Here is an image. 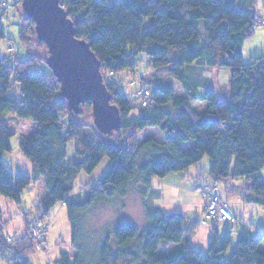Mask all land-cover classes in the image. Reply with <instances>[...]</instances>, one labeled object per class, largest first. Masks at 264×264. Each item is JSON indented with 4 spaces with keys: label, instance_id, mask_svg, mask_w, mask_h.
<instances>
[{
    "label": "trees",
    "instance_id": "obj_1",
    "mask_svg": "<svg viewBox=\"0 0 264 264\" xmlns=\"http://www.w3.org/2000/svg\"><path fill=\"white\" fill-rule=\"evenodd\" d=\"M9 1L0 0V6L8 8ZM61 1L75 23L77 36L88 41L109 74L165 68L180 84L183 94L162 82L153 89L142 77L139 84L152 94V99L144 105L141 98L140 113L135 115L119 82L104 78L112 103L122 115L120 129L111 135L130 133V141H136L139 132L156 127L169 136L165 140L149 137L133 147L106 142L98 135L99 139L89 140L87 125L69 109L54 74L53 80H47L30 65L16 68L23 96L19 100L12 93L13 72L6 65L7 57L0 55V198L21 203L22 193L33 178H42L49 195L39 205L42 214L48 215L59 202L67 207L77 255L73 258L69 251L62 252L56 264L89 263L80 245L82 213L104 202L125 198L132 186L145 196L156 193L154 177L186 172L206 156L211 159L209 175L220 205L229 208L220 195L221 182L237 178L242 179V186L229 185L230 194L244 192L246 202L264 205V55L250 63L243 60L245 41L263 26L260 21L264 19L256 11L258 0ZM147 18H151L149 24ZM202 20L204 30L199 27ZM6 37L0 20V39ZM19 40L23 45L45 44L37 38L35 23L27 15ZM198 68L231 70L230 88L226 86L224 100L213 87L206 88L202 79L193 77ZM195 102L206 103V107L199 111ZM12 106L16 116L38 124V130L20 143L32 162L33 176L15 175L4 164V155L12 150L13 133L2 116ZM82 108L93 111L91 102L80 108V115ZM64 116L67 121L62 119ZM71 141L76 142L75 158L68 157ZM105 158L110 161V169L99 185L85 194L74 195L79 174L94 173ZM146 219L144 234L134 224L117 223L113 239L107 236L100 244L96 264H264V231L252 237L249 228L242 224L237 246L229 256L233 245L230 231L222 240L218 235L212 239L205 255L183 243L185 215L148 208ZM208 224L210 221L203 225ZM31 228L32 223L29 231ZM7 237L0 239V250L3 243L11 244L17 252L10 257L11 264H28L24 251L32 248L31 242H38L29 232L21 237L11 236L12 241ZM164 242L176 246L160 254Z\"/></svg>",
    "mask_w": 264,
    "mask_h": 264
},
{
    "label": "rangeland",
    "instance_id": "obj_2",
    "mask_svg": "<svg viewBox=\"0 0 264 264\" xmlns=\"http://www.w3.org/2000/svg\"><path fill=\"white\" fill-rule=\"evenodd\" d=\"M10 6H0L1 21L6 29V38L0 39V55L7 57L5 59L6 65L13 72V87L12 93L22 99L21 85L17 82V75L14 71L16 68H22L30 65L32 69L39 71L47 80H53L52 70L46 63L48 57L47 46L41 42H32L28 45H23L19 40V32L23 27L26 19V14L22 7V0H10ZM264 0H258L256 4V11L259 16L264 19L263 11ZM151 18H147L146 22L149 24ZM263 22V21H262ZM204 21L199 22V27L204 30ZM263 26L258 27L255 33L249 37L243 47V60L245 63H250L253 58L264 55V23ZM142 57V56H141ZM146 58V55L143 56ZM22 60V61H21ZM21 61V62H19ZM141 61V60H140ZM141 64L138 67L140 70ZM145 81L155 88L156 84L162 82L173 86L178 90L179 94H183V90L178 82L168 75L165 68H144ZM142 71L136 73L122 72L118 76H113L108 73L105 68H102L104 78L112 81H118L120 89L127 94L131 101V106L134 109V114L140 113L139 90L141 84L134 82L140 77ZM231 70L229 68H198L193 77L202 79L206 88L213 87L217 91L218 97L224 100L227 96L226 86L230 88ZM194 107L202 111L206 107V103L195 102ZM75 118L83 120L87 125L86 136L89 140L103 139L109 143H121L133 147L134 143H141L149 137L158 140H165L169 133L162 131L156 127H149L137 134V140L130 141V133L119 134H100L93 122L92 111L82 108V114L75 115ZM67 121V117H63ZM2 121L10 128L13 133L10 143L12 150L4 155V164L6 168L13 174H23L26 176H33L34 170L31 160L22 151L20 143L23 138L30 136L38 130V124L29 118H20L16 116L14 107L6 110L2 116ZM97 135L99 136L97 138ZM135 140V139H134ZM68 157H76V142L71 141L68 144ZM211 167V159L206 156L199 164L190 168V173L197 172L196 177L204 182L203 179L209 174ZM110 169V161L105 158L97 169L92 174L81 172L77 178L74 195L85 194L87 190L99 185L101 179L106 175ZM261 174L264 176V169ZM175 174L168 175L167 178L154 177L153 190L159 191L145 196L142 192L132 186L125 198H116L112 201H107L96 205L90 210L80 215L81 224V241L84 253L83 256L89 262L88 264H96L99 254L100 244L109 236L113 239L114 227L119 222H129L138 227L140 234H144L148 222L146 219L147 209L156 210L161 209L166 214L181 213L183 215L192 214L196 220L204 217L202 209L205 204V196L208 195L214 186L207 187L204 192L194 186L191 189L181 190L178 183L174 181ZM242 179L226 180L221 182L220 195L225 202H229L230 210L235 215V222H215L203 225L198 221V228L194 234L193 243L197 251L207 255L209 245L212 239L216 238L220 232V240H222L227 232H232L233 245L231 246L229 256L237 246L238 239L241 235V225L249 228L252 237H256L259 233L264 231V205L248 203L244 199V192L237 194H230L227 190L229 185L234 184L235 187L242 186ZM245 187V185H243ZM204 189V188H203ZM233 193V192H232ZM48 192L44 180L42 178H33L31 184L22 193L21 203H17L7 197L0 198V239L11 235L13 237H21L29 232H33V227L30 229V224L34 223L42 230L41 234H45V241L42 239L37 244L31 242L32 248L24 251L27 254L26 260L28 264H56L60 259L62 252H70L73 258L77 255V251L72 245V226L68 216L67 207L59 202L50 213L44 216L39 208L41 202L48 198ZM28 221V226L26 222ZM238 223V224H235ZM235 224V225H234ZM40 231V230H39ZM34 241H36L34 239ZM42 246L40 244L42 243ZM136 244L139 240H136ZM176 245L164 242L160 246L159 253L164 254ZM1 247V246H0ZM11 244L3 243L0 250V264H11L10 257L17 252L11 248ZM8 249H10L8 251Z\"/></svg>",
    "mask_w": 264,
    "mask_h": 264
},
{
    "label": "water",
    "instance_id": "obj_3",
    "mask_svg": "<svg viewBox=\"0 0 264 264\" xmlns=\"http://www.w3.org/2000/svg\"><path fill=\"white\" fill-rule=\"evenodd\" d=\"M27 17L35 23L37 38L48 49L47 65L61 86V94L75 114L91 102L94 125L101 134L118 131L122 115L112 103L102 63L77 29L61 0H22Z\"/></svg>",
    "mask_w": 264,
    "mask_h": 264
},
{
    "label": "built area",
    "instance_id": "obj_4",
    "mask_svg": "<svg viewBox=\"0 0 264 264\" xmlns=\"http://www.w3.org/2000/svg\"><path fill=\"white\" fill-rule=\"evenodd\" d=\"M1 16L2 15L0 13V20H1ZM263 23L264 21L263 22L260 21L261 25ZM142 77H144V71L141 72V75L139 78H137L136 82L139 83V79ZM138 94L140 98L144 99V105L150 102V100L152 99V94L148 90H145L143 88L139 90ZM205 198H206V205L203 210L204 219L202 221V224L206 223L207 221H214V220L221 222H229L232 224L235 222L236 217L234 216V214H232L229 208L225 205L219 204L218 193L215 187L210 193H208L207 196H205ZM32 227H33V232L32 233L30 232L32 238L40 242L43 239V234H41L42 230L39 228L40 230L39 231L37 225ZM7 240L12 241L13 237L9 235L7 237Z\"/></svg>",
    "mask_w": 264,
    "mask_h": 264
},
{
    "label": "crops",
    "instance_id": "obj_5",
    "mask_svg": "<svg viewBox=\"0 0 264 264\" xmlns=\"http://www.w3.org/2000/svg\"><path fill=\"white\" fill-rule=\"evenodd\" d=\"M189 170L190 169H188L186 172L174 173L176 177H174L173 180L178 183V187H180L181 190L188 191V189H191L194 186H196V188L201 189L204 192L208 186L212 185L211 182L213 181V179L209 174H207L205 176V178L203 179L204 182L201 183V182H198L200 180L196 177L197 172L195 171L191 174ZM167 177H165V178H167ZM165 178H163V180ZM153 184H154V182H153ZM157 192H159V191L157 190ZM227 203L229 206V202H227ZM202 211H203V209H202ZM190 215H192V214L185 215V217H186L185 231L186 232H185L183 243L186 245H192L195 248V244L193 243V241H194L193 238H194V234H196V228H198V221H200V218H198L199 220H197V218L195 220V218L193 216H190ZM217 232L219 234L218 236H220V238H222L220 235V232L219 231H217Z\"/></svg>",
    "mask_w": 264,
    "mask_h": 264
},
{
    "label": "bare ground",
    "instance_id": "obj_6",
    "mask_svg": "<svg viewBox=\"0 0 264 264\" xmlns=\"http://www.w3.org/2000/svg\"><path fill=\"white\" fill-rule=\"evenodd\" d=\"M48 58V57H47ZM46 63H47V60H46Z\"/></svg>",
    "mask_w": 264,
    "mask_h": 264
}]
</instances>
